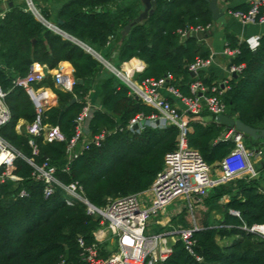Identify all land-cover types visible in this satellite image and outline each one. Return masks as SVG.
I'll list each match as a JSON object with an SVG mask.
<instances>
[{"label":"trees","instance_id":"16d2710c","mask_svg":"<svg viewBox=\"0 0 264 264\" xmlns=\"http://www.w3.org/2000/svg\"><path fill=\"white\" fill-rule=\"evenodd\" d=\"M7 2L11 5L7 4L0 18V90L9 120L0 127V137L36 165L47 159L58 182L76 183L86 201L96 208H101L107 197L147 190L162 167L164 154L174 148L177 129L167 126L138 132L127 130V123L135 114L149 115L153 110L128 97L125 86L78 43L97 53L105 49L102 58L109 62L112 53L119 63L141 61L144 69L137 80L158 79L170 73L173 86L182 96H189L188 84L195 78L186 67L195 58H207V51L196 35L180 39L177 30L212 24L207 4L202 0H156L151 15L132 25L121 38L123 27L140 12L139 0H32L40 16L46 22L52 21L58 33L36 20L24 4ZM51 2H60L52 18L44 6ZM248 8V4H242L230 11L246 12ZM225 40L229 48L237 50L229 64L243 65L236 76L230 77L221 96L225 116L262 129L264 32L254 51L228 35ZM60 62H67L73 71L76 83L70 92L53 87L48 78L32 88H49L56 96V105L42 113L40 124L56 126L63 141L46 143L40 135L34 136L31 139L37 154L33 156L27 145L29 137L14 129L18 121H34L33 103L24 90L11 82L25 76L32 64L52 70ZM196 78L204 86L213 84L212 76L198 73ZM77 80L82 82L78 84ZM91 87L97 91L98 103L88 128L91 135L103 131L104 138L98 146L83 151L63 171L65 145L72 135L73 120ZM72 98L74 102L70 103ZM187 120V145L209 167L233 148L232 141L224 137L230 128L213 120L202 124L190 115ZM243 140L249 148L257 142L247 136ZM260 151L263 157L256 164V178L237 179L211 188L202 200L206 208L217 210L221 219L211 227L202 224L192 232V252L200 261L175 240L169 255L156 264H264V240L242 230L243 226L264 225V149ZM13 168L12 174L19 180L0 184V264H57L60 260L64 264H83L78 240L83 246L93 244V232L100 227V218L87 215L80 203L66 205L59 188L44 198L42 184L31 179V168L23 159L16 158ZM20 191L25 193L24 197H18ZM222 197L226 201L219 204ZM184 214L182 210L171 220L173 229L179 224L182 228L188 226L183 221ZM170 229L154 226L153 231ZM106 244L98 246L101 257L108 254L104 250Z\"/></svg>","mask_w":264,"mask_h":264},{"label":"built area","instance_id":"2783aa9c","mask_svg":"<svg viewBox=\"0 0 264 264\" xmlns=\"http://www.w3.org/2000/svg\"><path fill=\"white\" fill-rule=\"evenodd\" d=\"M8 0H0L5 2ZM26 11H29L36 20L48 29L58 33L54 25L48 24L34 7L31 0H23ZM4 13V12H3ZM3 13H0L2 18ZM242 24L258 23L264 24V3L262 0H249V8L246 12H228ZM210 27L197 26L185 30H177L180 39L189 34H200ZM258 36H249L241 42L250 51H254L258 46ZM81 48L92 56L105 70L111 73L127 89V96L135 103L151 108L153 112L149 115L142 113L135 114L129 119L126 129L138 132L144 128L164 129L167 126H174L177 129L173 150L163 156L162 167L155 175L152 183L146 190V200L142 204L138 200V194H129L121 197H107L101 208L90 205L83 197L81 188L76 183L62 185L55 178V169L49 165L47 159L40 164H34L30 159L24 158L0 137V184L5 180L18 181L12 172L13 162L16 158L23 159L31 168L30 177L32 180L42 184V195L49 197L55 188L61 189L64 194V202L68 206L80 203L85 208V213L89 216L100 218V227L93 232L94 243L90 246H83L78 240V245L82 249L81 261L83 264H156L163 261L170 253V246L167 238L174 236L179 240L184 250L191 256L194 245L191 239L195 226L191 228H177L163 231L161 233L144 234L147 220L150 219L153 225L161 228H170L168 221L162 222L163 211L166 206L177 199H184L186 209L191 211L192 204L204 198L207 192L216 185L247 178L257 177L255 170L257 162L261 160V151L248 150L244 145L243 136L230 128L228 134L233 143V148L220 159L218 168L220 177L217 180L210 178V167L206 165L199 154L188 147L186 135L190 131L187 116H197L201 112H206L215 122L217 116H225V106L221 101V96L226 90L224 85L212 84L204 86L196 75L209 63L210 58H195L186 67L187 72L195 79L188 84L189 96H182L173 86L174 78L170 73H165L158 79L146 78L137 80L129 70L118 69L110 65L99 53L93 51L86 45L81 44ZM221 54L232 58L237 54V50L229 48L224 44ZM243 65H227L229 76H236ZM49 70L43 65L32 64L29 71L23 77H15L12 85L21 88L28 95L33 94L35 118L31 124L18 121L15 126L17 133L29 137L27 145L31 149V155L37 154V149L33 144L32 137L40 135L43 142L63 141L56 126L41 125L40 117L42 113L56 105V96L48 89H33L32 85L39 83L48 76ZM53 87L63 92H70L76 80L73 77L71 68H60L49 75ZM165 92L175 100L170 103L162 96ZM4 93L0 90V127L9 120V112L3 101ZM96 107L85 97L80 111L73 120L72 135L65 145L63 171H67L72 160L78 157L90 146H98L104 138V132L91 135L88 125L93 111ZM136 126V130L132 127ZM226 138V137H225ZM25 193L20 191L18 197H24ZM233 215L236 213L231 212ZM242 230L254 234L264 240V225H251L242 227ZM111 237L115 240L116 249L105 257H101L98 246ZM195 257V256H194ZM196 261H200L195 257ZM57 264H64L60 260Z\"/></svg>","mask_w":264,"mask_h":264},{"label":"crops","instance_id":"0c3cea01","mask_svg":"<svg viewBox=\"0 0 264 264\" xmlns=\"http://www.w3.org/2000/svg\"><path fill=\"white\" fill-rule=\"evenodd\" d=\"M262 1L264 3V0ZM12 2L15 4H20V3L24 4L23 0H12ZM8 3L10 2H7V1L0 2V13L5 12L6 6ZM242 4L249 5V0H217V6L223 14L222 18H220L217 22L210 24V27L208 30L200 33L201 38H198L197 36L198 41H200L202 46L207 51V58H210V63L204 69L200 70L198 73H201L203 77L212 76L213 84L216 83L219 85H224L226 89H227L226 84L229 81L231 76H229L227 73V65L229 64V59L224 57L221 54L224 44H227L225 40V36L228 35L232 39H234L237 43H242L241 41L244 38L249 37V36L259 37L264 32V24H258V23L242 24L228 13V12H231L230 11L231 8L238 6V5H242ZM59 5H60V2H57V3L51 2V3L44 4V6H46L49 9V14L51 18L53 17V13L57 10ZM140 11H141V8H140ZM51 22H47V23L50 25H53V23ZM104 52H105V49L100 50L99 55L102 57ZM114 56H115V53H112L110 56V62L108 60L106 61L110 65L112 64L116 65L117 67L115 68L129 70L130 72H132V74L136 78L144 69V64L139 60L133 59L126 63H119L115 60ZM60 68L64 69V68H71V67L67 62H60L58 63L55 69L49 70L48 76H46V78L50 80L49 75L53 74L55 70L60 69ZM44 89H48L49 91H51L49 88H44ZM162 96L166 98V100L168 101L170 100L171 103L173 104L175 103V100L169 97L165 92L162 93ZM86 98L91 102V104L97 107V103H98L97 91L93 87H91V89L88 90L86 94ZM194 120L201 122L202 124H207L210 121H212V118L206 112H201L199 115L194 116ZM228 131L229 130H227L226 133L224 134V137L226 138L230 136L228 134ZM246 148L251 151H258V150L260 151L261 149H264V139H260L255 144H253L250 148L249 147H246ZM217 164L218 163H216L213 166H210V178L212 180H217L220 177V171H219ZM220 185H223V184H220ZM216 186H219V185H216ZM204 198L192 204L191 211L193 212V217L191 218V220H189V226H187L186 228H191L192 226H195L198 229L201 227L202 224H206L208 227H211L221 219V215L215 209H208L204 206V204L202 203V200ZM138 200H140L142 204L145 203L146 190L138 194ZM221 200L223 203H225L226 197H222ZM183 201L185 200L183 199ZM168 206H170V204ZM168 206L165 207L163 211V216H161L163 218L162 222L168 221V224L170 225V227L173 228L171 226V220L175 218L176 216H178L182 210H185L186 205L183 203L180 207L170 206L167 209ZM194 215H197V216H194ZM154 226H157V225H154ZM177 228H182V227L178 226L174 229H177ZM112 241L115 243V240L108 236L107 238H105V241L100 243V245H102L104 242L112 243ZM174 241H175L174 236L172 237L169 236L167 238V244L170 247ZM115 249H116V243H115Z\"/></svg>","mask_w":264,"mask_h":264},{"label":"water","instance_id":"95a60500","mask_svg":"<svg viewBox=\"0 0 264 264\" xmlns=\"http://www.w3.org/2000/svg\"><path fill=\"white\" fill-rule=\"evenodd\" d=\"M202 1L207 4V9L210 12V18L213 23L217 22L220 18H222L223 14L217 6V0H202ZM139 2L141 5V11L130 23H128L127 25L123 27L122 31L120 32L121 38H124V36L127 34L129 28L132 25L140 23L143 20H145L148 16L151 15L152 11L155 9L156 0H139ZM10 5L11 4L8 3V6ZM61 35L63 38H68L71 40V38L67 37L66 35L64 34H61ZM191 35H194V34H189V36ZM196 36H198V38H201V34H196ZM78 45L82 46L80 43H78ZM232 76L234 77V75ZM81 82H82L81 80H77L78 84H80ZM29 99L31 100L32 103L35 102V98L33 94L29 95ZM73 102H74V99L72 98L70 100V103H73ZM215 122L225 127L233 128L236 132H239L242 135L249 137L252 141H258L260 139H264V128L254 129V128L244 125L243 123H241L239 120L235 118H229L224 115L217 116L215 119ZM132 130H136V126H133Z\"/></svg>","mask_w":264,"mask_h":264},{"label":"rangeland","instance_id":"374dc122","mask_svg":"<svg viewBox=\"0 0 264 264\" xmlns=\"http://www.w3.org/2000/svg\"><path fill=\"white\" fill-rule=\"evenodd\" d=\"M32 1V0H31ZM102 55V54H101ZM114 67H117L116 65L112 64ZM261 148V147H260ZM222 199V198H221ZM219 200L218 203L219 204H223L222 200ZM185 204V201H183V199H177L174 200L173 202L170 203V206H174V207H180L182 204ZM168 206L167 209L170 207ZM217 211V210H216ZM197 216V215H194ZM183 217V221L189 226V220H191V218L193 217V212L185 209V214ZM180 226V224H179ZM154 228L153 222L152 220L148 219L147 220V224H146V228H145V232L144 234H148V233H154V231L152 230ZM155 234V233H154ZM107 244L104 246V250L107 251V253L114 251L115 249V243L112 241L111 242H106ZM222 242H219V244H221Z\"/></svg>","mask_w":264,"mask_h":264}]
</instances>
